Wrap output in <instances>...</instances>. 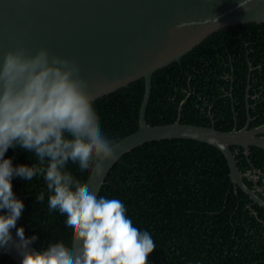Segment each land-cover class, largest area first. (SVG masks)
<instances>
[{
  "label": "trees",
  "instance_id": "obj_1",
  "mask_svg": "<svg viewBox=\"0 0 264 264\" xmlns=\"http://www.w3.org/2000/svg\"><path fill=\"white\" fill-rule=\"evenodd\" d=\"M242 52V55L240 54ZM233 90L234 101L230 95ZM246 86L264 89V23L229 26L152 77L146 122L180 123L231 131L242 129L247 112ZM143 79L88 103L101 130L116 143L138 130ZM235 93L238 97L235 98ZM240 102V104H238ZM249 128L264 124V102L249 99ZM242 173L264 178V150L230 147ZM27 154L10 148L6 158L30 164ZM31 158V157H30ZM77 186L87 178L67 173ZM244 182L250 186L248 180ZM261 183V181H260ZM42 180L12 179V190L25 205L17 221L33 247L71 249L63 225L51 218L45 203L34 201ZM121 200L134 226L147 230L155 243L150 264H264V208L253 204L230 181L224 155L206 143L165 139L143 143L124 154L108 172L98 196ZM264 199V197H261ZM0 264H15L0 252Z\"/></svg>",
  "mask_w": 264,
  "mask_h": 264
},
{
  "label": "clouds",
  "instance_id": "obj_2",
  "mask_svg": "<svg viewBox=\"0 0 264 264\" xmlns=\"http://www.w3.org/2000/svg\"><path fill=\"white\" fill-rule=\"evenodd\" d=\"M115 147L93 116L72 60L44 48L6 51L0 58V252L14 248L21 264H150L152 236L134 226L123 202L87 191L67 175L102 177ZM10 148L26 153L30 164L14 165L5 157ZM15 177L43 181L34 201L46 202L78 247L33 249L36 236L17 226L25 205L12 190Z\"/></svg>",
  "mask_w": 264,
  "mask_h": 264
},
{
  "label": "water",
  "instance_id": "obj_3",
  "mask_svg": "<svg viewBox=\"0 0 264 264\" xmlns=\"http://www.w3.org/2000/svg\"><path fill=\"white\" fill-rule=\"evenodd\" d=\"M245 23H264V0H0V58L16 47L28 53L40 48L74 62L88 103L143 79L138 130L116 143L115 158L102 177L90 176L83 187L99 194L112 166L124 154L150 141L187 139L217 148L225 157L230 181L264 208V199L244 182L230 147L249 153L264 150V124L252 128L250 114L242 129L180 123L150 126L146 122L153 74L192 51L219 30ZM248 106V105H246ZM16 239L15 229H11ZM78 244L71 242L72 247ZM33 249L37 250L33 247ZM15 264L14 248L3 252Z\"/></svg>",
  "mask_w": 264,
  "mask_h": 264
},
{
  "label": "flooded vegetation",
  "instance_id": "obj_4",
  "mask_svg": "<svg viewBox=\"0 0 264 264\" xmlns=\"http://www.w3.org/2000/svg\"><path fill=\"white\" fill-rule=\"evenodd\" d=\"M240 54L242 55V52H240ZM251 86H249V87H247L246 86V88H245V96H244V105L246 106V105H249L250 106V102H249V99H251V101H252V103L253 104H256V103H263L264 102V89H262V90H260V91H258V90H256V89H252L251 90V88H250ZM233 90H236L237 91V89H234L233 87H232V85H231V87H230V91H229V93H230V95L232 96V102L234 101V94H233ZM238 97V93H235V98H237ZM238 104H240V102L238 103ZM250 129H252V128H250ZM246 175L247 176H255L256 175V179H254V180H250V179H248V178H246L247 180H248V183L250 184V188L252 189V190H255V187L257 186V187H260V189H264V178H262L260 181H261V183H260V181H259V175H260V172L259 171H253V172H249V171H247L246 172ZM257 192V195L261 198V197H264V191H256ZM263 199V198H262Z\"/></svg>",
  "mask_w": 264,
  "mask_h": 264
},
{
  "label": "bare ground",
  "instance_id": "obj_5",
  "mask_svg": "<svg viewBox=\"0 0 264 264\" xmlns=\"http://www.w3.org/2000/svg\"><path fill=\"white\" fill-rule=\"evenodd\" d=\"M247 87H249V86H247ZM246 112H249V105L248 106H246ZM247 114V113H246ZM247 116V115H246ZM250 118H251V116H250ZM247 121V120H246ZM251 121H252V118H251ZM250 121V122H251ZM244 174H246V173H244ZM246 178V177H245ZM257 178V177H256ZM249 187V186H248ZM250 188V187H249ZM251 189V188H250ZM235 190V189H234ZM247 195V194H246ZM249 197V196H248Z\"/></svg>",
  "mask_w": 264,
  "mask_h": 264
}]
</instances>
